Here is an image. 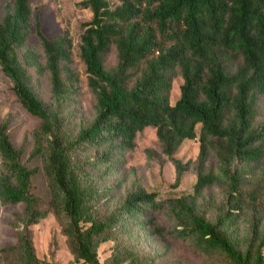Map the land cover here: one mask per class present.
<instances>
[{"label":"trees","instance_id":"trees-1","mask_svg":"<svg viewBox=\"0 0 264 264\" xmlns=\"http://www.w3.org/2000/svg\"><path fill=\"white\" fill-rule=\"evenodd\" d=\"M90 11L81 23L78 56L93 95L91 118H84L77 94V75L70 66L72 41L66 30L46 36L29 0H5L0 16V69L19 103L40 122L31 129L30 158L39 160L49 197L30 192L36 167L21 161L0 121V203L23 202L16 216L15 242L0 248L15 264H51L33 250L29 225L51 210L61 220L66 245L75 261L86 264H156L150 254L122 236L128 221L171 214L174 236L189 240L205 253L216 252L229 264H262L264 223L252 195L242 190L243 171L257 162L264 144V118L255 122L258 101L264 102V0H79ZM39 52L25 45L30 27ZM116 49L114 66L103 55ZM45 71L50 100L44 101L29 70ZM176 71L182 78L178 97L169 91ZM155 128L159 151L174 168L172 186L183 172L195 170L192 193L158 198L155 191L131 186L120 205L102 211L100 188L88 168L102 177L124 161L136 133ZM198 139L194 160L174 156L187 139ZM88 148L96 155L88 157ZM212 149L224 176L223 201L211 220L203 187L218 177L204 171ZM99 164H104L98 169ZM264 178V174L262 176ZM251 215L244 230L237 221L242 206ZM158 232L162 227H154ZM113 240L103 262L99 244Z\"/></svg>","mask_w":264,"mask_h":264},{"label":"rangeland","instance_id":"rangeland-1","mask_svg":"<svg viewBox=\"0 0 264 264\" xmlns=\"http://www.w3.org/2000/svg\"><path fill=\"white\" fill-rule=\"evenodd\" d=\"M0 0V16L3 13V2ZM31 4V17L38 14L42 32L52 37L66 30L72 41V60L70 66L76 72L77 94L80 101L81 115L91 118L93 95L87 85L86 72L81 59L78 56L79 36L81 23L90 17L87 7L79 5V0H29ZM115 5L118 0H109ZM31 45L39 52L38 41L33 34V24L25 43ZM117 60L114 45L103 55V64L106 68L115 65ZM34 76V86L44 101L50 100L49 85L45 71L38 72L33 66L28 67ZM182 78L176 71L172 78L169 91V101L172 103L179 95V85ZM264 118V102L259 99L258 110L254 121L258 122ZM8 119L7 133L10 141L15 147L23 146L21 161L27 167H36V171L30 176L29 190L32 194L39 196L46 205L49 197L48 183L44 176L39 160L29 157L32 145L30 131L40 119L30 114L19 103L12 91L11 83L0 69V121ZM198 139L184 140L177 148L174 156L185 161L194 160L198 151ZM96 149L88 148V157L96 155ZM104 164H99L102 169ZM94 175L100 188L99 206L102 211H107L120 205L124 193L133 185H139L147 191H155L158 198L174 197L192 193V185L196 180L193 167L185 170L180 177L177 186H172L174 179V168L168 157L159 151V143L155 135V128L145 126L136 133L134 145L124 152V161L115 164L114 169L105 170L101 176L97 175L94 168H88ZM204 171H211L218 179L203 187L198 196L199 201L210 202L207 204L206 216L213 219L217 212V205L223 201L225 191L224 176L220 172L213 150L209 148ZM264 144L262 154L257 162L250 164L243 171L242 190L245 197L252 195L255 201L256 215L264 223ZM23 202L15 204L0 203V248L15 242L16 216L21 213ZM154 217L149 215L132 218L128 221V229L123 231L122 236L133 242L142 250L155 255L156 264H229L216 252L205 253L195 247L189 240H182L171 232L174 220L165 209L153 211ZM251 215L250 208L242 206L238 212L237 221L241 230H244ZM154 227H162L158 232ZM31 241L35 255L51 264H86L75 261L66 245V236L61 230V220L48 210L44 216L35 223L29 225ZM113 240H106L97 248V258L101 262L108 256ZM264 253V249H263ZM0 264H15L10 255H0ZM264 264V261L262 262Z\"/></svg>","mask_w":264,"mask_h":264}]
</instances>
